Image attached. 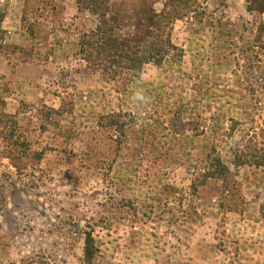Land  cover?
Instances as JSON below:
<instances>
[{
	"label": "rangeland",
	"instance_id": "rangeland-1",
	"mask_svg": "<svg viewBox=\"0 0 264 264\" xmlns=\"http://www.w3.org/2000/svg\"><path fill=\"white\" fill-rule=\"evenodd\" d=\"M93 2L0 0V264H264V14L123 0L117 33L154 10L174 49L113 81Z\"/></svg>",
	"mask_w": 264,
	"mask_h": 264
},
{
	"label": "trees",
	"instance_id": "trees-1",
	"mask_svg": "<svg viewBox=\"0 0 264 264\" xmlns=\"http://www.w3.org/2000/svg\"><path fill=\"white\" fill-rule=\"evenodd\" d=\"M245 2L248 12L264 14V0ZM89 6L99 11V23L94 32L81 37L82 60L91 69L112 73L113 81V77L123 72L130 74L131 78H138L144 64L159 63L165 54L174 49L164 30L167 28L164 13L149 10L143 24L135 27L133 34L125 35L117 33L118 28L108 20L109 0H97L96 3H89ZM227 173V168L219 159H210L207 176L224 178Z\"/></svg>",
	"mask_w": 264,
	"mask_h": 264
},
{
	"label": "clouds",
	"instance_id": "clouds-1",
	"mask_svg": "<svg viewBox=\"0 0 264 264\" xmlns=\"http://www.w3.org/2000/svg\"><path fill=\"white\" fill-rule=\"evenodd\" d=\"M133 100L144 104L148 102V97L144 94L142 89H138L133 93Z\"/></svg>",
	"mask_w": 264,
	"mask_h": 264
},
{
	"label": "crops",
	"instance_id": "crops-1",
	"mask_svg": "<svg viewBox=\"0 0 264 264\" xmlns=\"http://www.w3.org/2000/svg\"><path fill=\"white\" fill-rule=\"evenodd\" d=\"M122 1H123V0H109L110 11H109L108 17L110 16V13H112L113 6H114L115 4H117V3L122 2ZM263 21H264V19H263ZM261 40L264 42V34L262 35Z\"/></svg>",
	"mask_w": 264,
	"mask_h": 264
}]
</instances>
